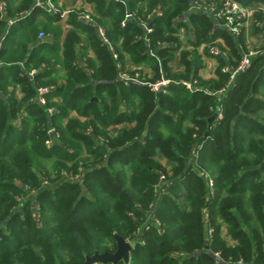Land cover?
<instances>
[{
    "label": "trees",
    "instance_id": "16d2710c",
    "mask_svg": "<svg viewBox=\"0 0 264 264\" xmlns=\"http://www.w3.org/2000/svg\"><path fill=\"white\" fill-rule=\"evenodd\" d=\"M88 2L96 23L73 12L64 31L59 15L33 0H0V264H82L94 251L114 252V233L138 238L128 264H264V54L232 79L216 58L203 77L215 38L232 65L240 52L236 38L199 13L190 15L192 48L181 47L176 33L189 26L174 18L189 0ZM159 5L145 34L139 22ZM127 11L136 19L121 25ZM40 30L52 41H37ZM125 54L153 76L124 82L119 72L135 73ZM175 54L183 72L169 64ZM41 64L44 71L28 74ZM161 76L171 81L151 90L147 82ZM48 85L41 104L36 88ZM121 123L130 126L111 135ZM161 174L168 182L157 196ZM150 204L162 233L142 225Z\"/></svg>",
    "mask_w": 264,
    "mask_h": 264
},
{
    "label": "built area",
    "instance_id": "2783aa9c",
    "mask_svg": "<svg viewBox=\"0 0 264 264\" xmlns=\"http://www.w3.org/2000/svg\"><path fill=\"white\" fill-rule=\"evenodd\" d=\"M33 5L38 6L41 9L45 10L49 14H56L58 13V8L56 7L54 1L52 0H33ZM164 10V6L159 5V7L154 8L146 17V21H140V25L143 27L145 34L149 33L151 31V28H149L148 23L150 20L161 14V12ZM193 13H199V14H206L209 16V18L212 20L213 25L215 27L222 28L226 30L229 34H231L234 38L237 39V47L240 52V57L238 59V62L236 65H232L229 62L227 52L225 49H223L220 45H224L220 43L219 38H215L212 42L208 43L206 45L207 51L211 57L216 58H223L226 62L221 67V70L223 72H228L230 74V79H232L238 72H241L245 70L249 64L251 57L257 54H264V0H189V6L186 10L182 12L181 15L175 18L174 22H183L189 18V16ZM66 12H62L60 15L64 19ZM79 19L85 21L89 20L87 22H92V18L87 13H82L78 16ZM136 15L134 12L127 11L125 13V17L121 22V25H124L126 21L128 20H135ZM62 21V20H61ZM183 27V26H182ZM184 28V27H183ZM251 28L254 29L255 35L258 37L259 45L258 49L252 50L253 48L249 49L247 48L245 44V40L243 38L246 31L250 30ZM98 34L104 38L103 29L99 26L97 27ZM45 37L44 32H39L37 41H42ZM241 37V38H240ZM143 39L145 42H148V38L143 36ZM239 39H242L241 42H239ZM104 41L108 43V41L104 38ZM190 48V47H188ZM200 48V47H199ZM249 49V51H245ZM151 54L153 53L150 49L148 50ZM178 55V54H176ZM112 57L115 61H117V54L112 50ZM84 61V58L83 60ZM217 61V60H216ZM218 64V62H217ZM82 65L85 66V63L82 62ZM217 66V65H216ZM45 64L42 65L40 68V71L45 70ZM116 68L119 69V64L116 63ZM86 70V68H83ZM215 69V68H214ZM35 69L30 70L29 75H33V73H37ZM87 72H90L87 70ZM127 72H119V78H121L124 82L133 81L136 83H144L138 80L136 77L132 76H126ZM170 82L169 79L164 78L161 76V78L155 82H147V84L150 86L151 90L153 91H159L163 89L168 83ZM196 82V80H194ZM186 86L190 89H192V85L189 82H184ZM38 94V101L41 104H44L45 99L43 98V94L47 93V89H37ZM222 90H219L218 93H220ZM86 133H91V128L86 129ZM101 140L102 138L99 137ZM61 174L63 176H67L69 179H80L79 174L73 175L71 172L62 171ZM204 177H207L206 174L202 173ZM160 180L164 179V175H160ZM209 184L211 185V180H208ZM47 181L44 180L43 183H46ZM155 185L154 191L155 193L158 192L159 188ZM162 192H164V188L161 189ZM151 205L146 209L145 216L146 220L149 219V222L146 220L142 222V225L145 226V228H149L150 224L153 223L156 226H159V221L151 215Z\"/></svg>",
    "mask_w": 264,
    "mask_h": 264
},
{
    "label": "crops",
    "instance_id": "0c3cea01",
    "mask_svg": "<svg viewBox=\"0 0 264 264\" xmlns=\"http://www.w3.org/2000/svg\"><path fill=\"white\" fill-rule=\"evenodd\" d=\"M55 5H57V7L59 8V11L60 12H66L65 16H64V19L61 22V26L63 27L64 31H66L68 29V25H67V18H68V15L70 13H73L75 12L76 14H82V13H87L89 14L91 17H92V21L94 23H96V21L94 20V11H93V4L92 3H89L88 0H53ZM166 6H164L165 8ZM53 15V14H52ZM78 15V16H79ZM8 23H10V21H8ZM100 28H102L101 26H99ZM103 29V28H102ZM177 36L179 38V41L181 42V47L182 48H188V47H191V45H189L188 42L190 41H193L195 40V37H194V32H193V29L192 28H183V27H179L178 28V31H177ZM258 36L255 35V31L253 28H251L250 30L246 31V33L244 34L243 38L245 40V44L247 46V48L251 49V48H255V47H258L259 45V41H258ZM220 39V43L224 44L223 42V39H221L220 37H217ZM52 36L45 33V37L43 38V40H45L46 42H51L52 41ZM62 40V39H61ZM60 40V41H61ZM187 40V43L186 44V41ZM198 52L201 54V51L198 50ZM208 58L205 57L203 58V63L205 66H208V61H206V59ZM212 58V57H211ZM215 59V58H214ZM178 60H179V55H176L174 56V59L169 63L172 70H173V65L175 66L176 70H173L174 72H177L178 70L181 69V67L179 65L180 64V61H179V65H178ZM215 64L213 65L211 63V66L203 69L200 74L203 76V77H211L213 75V70L214 68L216 67L217 65V61L215 60L214 62ZM124 64H125V68L126 69H135V70H140V72L142 73V75H146L148 77H152L153 76V70L150 68V67H147V66H143V65H137V64H134L132 63V61L130 60V57L129 55L125 54L124 56ZM178 65V66H177ZM182 66V65H181ZM130 125L127 124V123H121L119 125H115L113 127L110 128V134L111 135H114L118 128L120 127H129ZM223 236L232 244L234 243V241L228 236L227 232H226V229L224 228V233H223Z\"/></svg>",
    "mask_w": 264,
    "mask_h": 264
},
{
    "label": "rangeland",
    "instance_id": "374dc122",
    "mask_svg": "<svg viewBox=\"0 0 264 264\" xmlns=\"http://www.w3.org/2000/svg\"><path fill=\"white\" fill-rule=\"evenodd\" d=\"M53 1V0H52ZM56 7H57V5H56ZM58 8V7H57ZM62 12H60L59 11V8H58V13H56V14H58L59 15V17H60V21L61 20H63V18L61 17V14ZM55 15V14H54ZM79 14H77V16H78ZM92 18V17H91ZM176 18V17H175ZM175 18H174V20H175ZM188 19H190V16H189V18ZM59 21V22H60ZM85 21H89V20H85ZM92 23H93V21H92ZM178 23H180V22H178ZM178 23H175L174 22V24H178ZM185 23H186V21H185ZM98 27V26H97ZM182 27V26H181ZM184 27V26H183ZM186 28V27H185ZM188 28H191V27H188ZM39 32H44L43 30H40ZM39 32L37 33V38H38V34H39ZM45 33V32H44ZM176 35H177V33H176ZM241 38V37H240ZM186 42V44H188L187 43V40L185 41ZM109 43V42H108ZM181 43V42H180ZM221 46V45H220ZM192 48V46L190 47V48H188V49H191ZM255 49H258V48H253L252 50H255ZM264 48H262V50H263ZM112 50V49H111ZM198 50H200L201 51V53H202V48L200 47V48H198ZM245 51H249V49H247V50H245ZM150 53V52H149ZM203 58H205V56H203ZM215 60L216 59H214V57H212L211 58V56H208V58L206 59V61H208L207 63H208V66L210 67L211 66V63L214 65L215 63ZM20 65L22 66V63H20ZM42 65L43 64H41V66L38 68V69H35L36 71H40V68L42 67ZM178 65H179V60H178ZM177 65V66H178ZM180 67H181V69L180 70H178L177 71V73L178 72H183V66H181V65H179ZM208 66H205L203 69H205V68H207ZM203 69H201L200 70V72L203 70ZM129 70V69H128ZM131 70V69H130ZM129 70V71H130ZM135 70V69H134ZM173 70H176V68H175V66L173 65ZM30 72V71H29ZM142 72V71H141ZM140 72V70H135V74L133 75L134 77H136L138 80H140L141 82H142V76L144 77V75H142V73ZM213 72H214V70H213ZM29 74V73H28ZM34 74V73H33ZM126 76H129V75H131L132 76V74L131 73H127V74H125ZM31 76V75H30ZM141 76V77H140ZM57 81L58 82H61L62 81V78H61V76L60 77H58L57 78ZM171 81V80H170ZM55 87V85H48V86H38L37 88H36V90L38 89V88H40V89H47L48 91L47 92H49L51 89H53ZM38 92V91H37ZM15 94H16V96L19 98L22 94H21V91H20V89H19V86H16V88H15ZM95 98V97H94ZM55 100H59V97L58 98H55ZM45 103V102H44ZM47 111L50 113V114H52V113H54L55 111H56V109H55V107L53 106V107H49L48 109H47ZM119 129V128H118ZM51 133L53 132L54 133V131L53 130H51L50 131ZM58 138V135L56 134L55 135V138H51L50 140H47L46 141V144L49 146L50 144H53V141H55L56 139ZM164 166L166 167V170H167V173H168V175H170V173H171V168H170V162L169 161H165L164 162ZM82 169V168H81ZM69 172H71V171H69ZM202 173H204V174H206L207 175V173L205 172V171H201ZM201 172H200V174H201ZM52 174H54L55 173V171H52L51 172ZM201 175H203V174H201ZM204 176V175H203ZM160 177V176H159ZM168 178H164V179H161L160 180V182H159V184L157 185L158 186V188H159V190H158V192L156 193V195L158 196L159 194H160V192H162L161 191V189L163 188V184H166L168 181ZM208 185L210 186V184H209V181H208ZM33 196V192L30 194V197H32ZM18 200H21V198L20 197H18ZM33 208V210L36 212V207H32ZM34 217L37 219L38 218V214H34ZM157 228H158V231H161V233H162V228H160V225L159 226H156ZM222 227L223 228H225V224L224 223H222ZM131 244H132V246H133V244H134V240H137L138 238L135 236V238L134 239H128V238H126Z\"/></svg>",
    "mask_w": 264,
    "mask_h": 264
},
{
    "label": "water",
    "instance_id": "95a60500",
    "mask_svg": "<svg viewBox=\"0 0 264 264\" xmlns=\"http://www.w3.org/2000/svg\"><path fill=\"white\" fill-rule=\"evenodd\" d=\"M186 24L191 27L190 19L186 20ZM216 114H214L212 117H210L208 120H211L213 117H215ZM263 165V164H262ZM262 165L260 167H262ZM115 243H116V249L114 252H98L94 251L91 255H86L84 258V261L82 264H96V263H107V262H116L117 260H124L126 264L129 262L130 257V251L132 249V244L122 237L121 235L114 233L113 235Z\"/></svg>",
    "mask_w": 264,
    "mask_h": 264
}]
</instances>
